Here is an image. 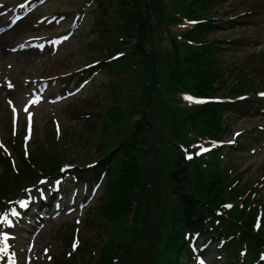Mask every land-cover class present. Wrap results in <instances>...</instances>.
Here are the masks:
<instances>
[{"label": "trees", "instance_id": "16d2710c", "mask_svg": "<svg viewBox=\"0 0 264 264\" xmlns=\"http://www.w3.org/2000/svg\"><path fill=\"white\" fill-rule=\"evenodd\" d=\"M170 1V8L177 6V0ZM212 3V0L184 1L179 10L206 16L211 13ZM98 8L99 38L107 44L109 53L130 46L122 60L111 67L140 65V69L137 73L130 70L138 78L137 83L126 80L114 83V100L106 106L102 125L86 138L88 142L97 138L95 155L101 156L90 173L96 178L104 169L107 177L95 214L96 223L92 224L97 228L101 245L90 261L80 264H184L185 230L204 228V221L217 206L236 199L247 187H232L241 174L231 178L225 175L219 169L218 157L211 161L209 169L200 168L197 161L187 163L176 157L177 148L172 142L187 141L184 130L189 125L200 134L214 137H220L229 126L223 125L224 109L218 105L197 107L189 112L167 103L163 106L156 64L161 63L166 93L183 85L197 93L212 94L222 89L215 85L221 77L217 48L213 43L203 47L179 46L173 40L172 51L157 50L153 43L157 29L173 18H167L169 10L163 0H98ZM213 27L211 22L201 25L191 37L206 39ZM132 38L135 42L130 45ZM247 89L233 85L222 90L237 94ZM138 101L143 102L144 108L141 118L134 120L128 111ZM65 157L64 153L46 150L38 164L55 173ZM1 184L4 182L0 181V187ZM252 203L248 197L244 209L235 207L223 220L221 232L230 234L240 229L241 240L252 244L249 254L254 251L256 256L264 246V227L259 233L253 232L256 209ZM92 244L88 241L87 246Z\"/></svg>", "mask_w": 264, "mask_h": 264}, {"label": "rangeland", "instance_id": "374dc122", "mask_svg": "<svg viewBox=\"0 0 264 264\" xmlns=\"http://www.w3.org/2000/svg\"><path fill=\"white\" fill-rule=\"evenodd\" d=\"M16 1L18 0H13V3ZM213 7L220 10V12L229 8L233 13L236 12L238 14L243 13L250 7L255 8L254 16L247 19L249 24L248 29H239L238 31L229 28L217 29L210 34V37L216 36L223 41L230 40L229 37L235 39L241 38L244 42H246V36H251L247 38V42H252L251 40L256 38L257 44L248 46V49L225 47L226 49L221 54V57L227 59L230 64L225 83L233 81V74L237 66H239L238 64L243 63L242 69L245 71L248 69L245 63L251 61L252 67L247 72L243 81L247 82L250 81L249 79H253L258 84V87L264 85V0H225ZM82 12H85V15L76 24L77 32L68 42L62 45L58 53H39L34 51L32 59L25 61V57L31 54L26 56L24 51L13 53L9 50L10 47H13L31 35L67 31L71 28L70 21L72 17L79 13L82 14ZM61 13L65 14L67 20L59 25L52 24L51 26H46L45 22L40 25L36 23V19L40 15ZM97 13L98 9L95 1L49 0L39 13L29 19L28 27L21 31L20 34L9 36L0 43V69L4 72L3 76L13 79L17 85L20 83L25 86L28 77L57 75L58 79L56 83H52L50 87V90L54 93H60L65 88L77 85L82 78L80 70L85 64L94 60L102 61L108 55L107 48L101 47V40L98 38V28H100V25L96 24ZM226 18V14H223L221 21L223 22ZM254 21L258 23L256 26L254 25ZM224 27H227V25ZM160 40L164 42L166 40L165 35H161ZM234 42L232 46L237 45L235 40ZM7 53H10L11 56L7 55ZM116 78L117 75L109 74L106 67L103 66L99 74L95 75L93 80L74 96L55 105L43 104L40 106L36 112L34 136L29 143L30 148L27 146V149L31 152L42 148L48 151L52 149L53 117L57 116L61 120L63 133L58 138L54 136L57 146L54 145L53 148L66 153L71 158L65 162L78 163L84 166L86 163L93 161L96 157L97 138L94 142H88L85 137L93 130V126H90L93 122L96 128H98V124L104 119L106 105L113 100V95L110 93V81ZM2 82L3 79H0L1 85ZM159 85L162 90V104L165 106V99H169V96L165 93L166 82L161 70ZM2 90H5L4 85L0 86V129L20 166L22 158L11 142L10 111L4 98L7 95L20 97V93H23V91L21 89L19 92L15 90L13 92L5 91L2 93ZM216 95H222V93L219 92ZM254 111L253 108H248L235 113L225 112V121L230 124L231 129L224 132L221 136V139L227 140L232 138L234 131H244L239 136L240 142L237 149L234 147L230 148L236 149V152L225 153L224 161L225 165L228 163V168H232L231 175L235 172H242V179L238 183V186L243 188L254 187L257 183L262 182L261 178L264 177V148H261V143L256 140V132L259 130V125L264 124V117L260 115L253 116ZM81 133L85 134L84 137ZM253 148H256L255 152L252 150ZM6 167V163L0 159V176L6 170ZM72 179L69 178L68 181L72 183ZM91 185L92 183L90 182L89 186ZM103 194L104 180L98 189L95 199L85 211L77 212L71 217H64L58 221H49L47 227L37 237L38 255L36 260L33 258L31 264H54L60 259L66 261L68 259L67 252L70 250L69 238H66V233L70 235V230L73 227L79 228L77 231L83 242L86 239H90L91 242L96 243L97 228L92 227V224L96 223L94 220L95 214ZM259 194H261V199H263L264 185H260ZM82 245L76 253L72 254L73 257L80 256ZM44 246H48L51 254L54 256L50 262L46 256L42 257ZM85 255L86 259L91 258L89 248L85 252ZM220 262L216 261V264H221ZM187 264H192V262L188 260Z\"/></svg>", "mask_w": 264, "mask_h": 264}, {"label": "bare ground", "instance_id": "6f19581e", "mask_svg": "<svg viewBox=\"0 0 264 264\" xmlns=\"http://www.w3.org/2000/svg\"><path fill=\"white\" fill-rule=\"evenodd\" d=\"M29 25V21L28 19H24V20H21L15 27H13L11 30L3 33L1 36H0V43H2L5 39H7L9 36H16L17 34H20L21 31L23 29H25L26 27H28ZM31 51H34V50H28L26 53V56L27 55H30L28 57H25V61L26 60H31L32 59V55L34 54L33 52ZM7 55L11 56L10 53H7Z\"/></svg>", "mask_w": 264, "mask_h": 264}, {"label": "snow or ice", "instance_id": "6c2138e0", "mask_svg": "<svg viewBox=\"0 0 264 264\" xmlns=\"http://www.w3.org/2000/svg\"><path fill=\"white\" fill-rule=\"evenodd\" d=\"M261 95H264V93H262ZM189 99H191V97H189ZM237 135H239V133H237ZM209 149H206V148H202L201 149V151L203 152V151H208ZM188 158H191V156H189ZM227 207H231V205H228ZM14 215H15V213H13ZM0 223H8V224H11V221H9L8 219H7V216L5 215V217L2 219V220H0ZM257 227H259V222L257 223ZM5 239L7 238L6 237V234H5V237H4ZM201 264H203V262H201Z\"/></svg>", "mask_w": 264, "mask_h": 264}]
</instances>
